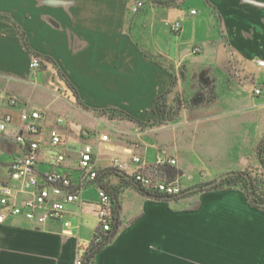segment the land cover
<instances>
[{
    "label": "crops",
    "instance_id": "1",
    "mask_svg": "<svg viewBox=\"0 0 264 264\" xmlns=\"http://www.w3.org/2000/svg\"><path fill=\"white\" fill-rule=\"evenodd\" d=\"M135 1L0 0V95L19 97L15 104L0 98V122L10 116L0 130V187L18 186L10 163L23 154L15 136H27L20 114L36 110L39 180L63 154L55 170L69 174L77 195L62 218L39 226L8 215L0 223V264H76L96 231L98 189L119 207L115 234L94 254L96 264H264V211L243 190L187 192L258 165L264 91L255 95L252 85L264 87L255 65L264 59V0H142L133 11ZM175 21L180 27L172 30ZM34 53L42 61L32 70ZM170 86L177 114L153 125V100ZM103 109L141 124L95 112ZM53 129L61 137L56 145ZM84 143L93 148L97 177L79 190ZM134 155L181 193L150 196L133 179L135 164L112 166ZM160 158L176 163L157 164ZM30 196L15 192L17 203Z\"/></svg>",
    "mask_w": 264,
    "mask_h": 264
},
{
    "label": "built area",
    "instance_id": "2",
    "mask_svg": "<svg viewBox=\"0 0 264 264\" xmlns=\"http://www.w3.org/2000/svg\"><path fill=\"white\" fill-rule=\"evenodd\" d=\"M143 5L142 0H137L133 3V11H137ZM194 13V11H192ZM180 27V22L175 21L170 23L172 30H177ZM199 47H194L193 51L197 52ZM41 58L32 55L29 67L32 70L41 67ZM255 65L258 70L264 71V59L257 58ZM264 91L263 85H252V92L255 95H260ZM8 104H15L19 101L17 95H9L5 97L0 95ZM41 115L36 110L23 111L20 114V119L27 132V136L17 134L15 141L22 149L23 154L14 156L10 163V178L18 182V186L13 188L11 185H2L0 187V223H2L8 215L21 216L25 220L32 222L35 225H42L49 220L60 219L66 212V207L69 203L76 200L77 195L73 189V183L68 173L55 170V165L61 163L64 159L63 154H57L54 158V164L51 169L43 172L41 180H39V172L37 170L39 139L36 135L39 132V120ZM61 121V119H58ZM10 121V116L6 115L3 121L0 122V130L5 129V123ZM84 131V134H88ZM51 143L56 145L61 142V137L57 130L50 131ZM100 139L106 140L107 135H101ZM93 148L89 143H84L79 151L78 168L80 175L76 183L78 189L94 184L97 177L94 160L92 158ZM157 164L171 163L175 164L173 158L157 159ZM135 164L136 168L132 174L133 179L145 190L157 192L167 196H175L181 193V187L175 182L161 180L153 174L144 170L145 165L141 158L137 155L131 157L129 161L114 158L112 166L118 170H125L129 165ZM22 190H30V198L24 199L21 203L15 200V192ZM98 207L96 217L98 220L97 227L102 230L110 229L112 220V201L104 190L98 189ZM83 249L86 245H83ZM76 264H81V255H78L75 260Z\"/></svg>",
    "mask_w": 264,
    "mask_h": 264
},
{
    "label": "trees",
    "instance_id": "3",
    "mask_svg": "<svg viewBox=\"0 0 264 264\" xmlns=\"http://www.w3.org/2000/svg\"><path fill=\"white\" fill-rule=\"evenodd\" d=\"M152 2L158 3H168L163 0H152ZM19 33L24 39L25 44L27 45L26 37L24 32L20 29L18 24H16ZM36 56H40L37 53H34ZM46 60L51 61L54 66L56 63L52 61L49 57L44 56ZM57 67V66H56ZM60 76L67 82L68 86H70L76 93V89L73 85L65 78V76L59 71ZM173 85V82H172ZM171 91V86L163 93L157 95L153 100L152 111L154 113V120L152 122L153 125H160L167 123L174 119L177 114L178 105L176 103L172 104L168 101V96ZM98 113H108L110 116H116L120 118L130 119L138 124H141L140 121L130 116L129 114L117 110V109H108V110H95ZM257 163L256 167L247 168L242 171L234 172L233 174H229L225 177H222L218 180V182L208 188V189H217V188H240L246 194L248 200L255 206L261 208L264 211V137L260 142L257 153H256ZM139 187L146 192V194L155 197H162L163 194L157 192H150L143 189L140 185ZM205 190V189H203ZM111 198V197H110ZM112 201V220L110 224V229L102 230L100 227H96V231L94 233L93 238L88 242L85 249L80 252L81 255V264H96L94 260V254L102 248V246L108 242L115 234L116 229V215L118 210V203L116 200Z\"/></svg>",
    "mask_w": 264,
    "mask_h": 264
},
{
    "label": "water",
    "instance_id": "4",
    "mask_svg": "<svg viewBox=\"0 0 264 264\" xmlns=\"http://www.w3.org/2000/svg\"><path fill=\"white\" fill-rule=\"evenodd\" d=\"M233 173L234 172L226 173L222 177H225V176H227L229 174H233ZM217 182H218V180H215V181H211L209 183H205V184H202V185H196L194 187H191V188L187 189V192H192V191L201 190V189H208V188L214 186Z\"/></svg>",
    "mask_w": 264,
    "mask_h": 264
}]
</instances>
